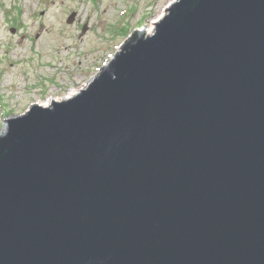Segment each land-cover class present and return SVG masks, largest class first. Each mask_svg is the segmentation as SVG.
Listing matches in <instances>:
<instances>
[{
  "label": "water",
  "instance_id": "water-1",
  "mask_svg": "<svg viewBox=\"0 0 264 264\" xmlns=\"http://www.w3.org/2000/svg\"><path fill=\"white\" fill-rule=\"evenodd\" d=\"M144 33L5 118L0 264H264V0H174Z\"/></svg>",
  "mask_w": 264,
  "mask_h": 264
},
{
  "label": "rangeland",
  "instance_id": "rangeland-1",
  "mask_svg": "<svg viewBox=\"0 0 264 264\" xmlns=\"http://www.w3.org/2000/svg\"><path fill=\"white\" fill-rule=\"evenodd\" d=\"M173 2L0 0V134L5 118L32 103L85 87L135 29L151 28Z\"/></svg>",
  "mask_w": 264,
  "mask_h": 264
},
{
  "label": "bare ground",
  "instance_id": "bare-ground-1",
  "mask_svg": "<svg viewBox=\"0 0 264 264\" xmlns=\"http://www.w3.org/2000/svg\"><path fill=\"white\" fill-rule=\"evenodd\" d=\"M163 15H164V13H163ZM163 15H161V16L159 17L158 20L154 21V22L152 23L153 25L151 26V28H149L148 30H145V32L148 33V34H150V33L153 31L152 27L154 28V26L156 25V22H158L159 20H161L162 17H163ZM92 80H93V78H92L87 84H85L84 86H87ZM79 91H80V90H79ZM79 91H78V92H79ZM78 92H76V90H72V91H70V93H69V97H66V98H70V97L74 96L75 94H77ZM62 99H65V98H62ZM60 100H61V99H60ZM54 101H58V98L50 97L46 102L42 103L41 105H42V106H49V105H51ZM39 103H40V102H39ZM5 130H6V123H5V125H4V129H3V131H2L1 133H4Z\"/></svg>",
  "mask_w": 264,
  "mask_h": 264
}]
</instances>
